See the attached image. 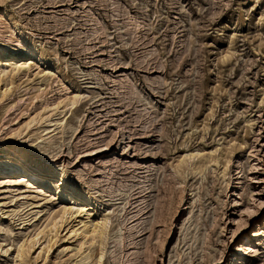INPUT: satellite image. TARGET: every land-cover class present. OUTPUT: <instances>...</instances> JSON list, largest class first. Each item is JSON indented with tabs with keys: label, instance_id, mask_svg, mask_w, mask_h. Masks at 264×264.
Wrapping results in <instances>:
<instances>
[{
	"label": "rangeland",
	"instance_id": "1",
	"mask_svg": "<svg viewBox=\"0 0 264 264\" xmlns=\"http://www.w3.org/2000/svg\"><path fill=\"white\" fill-rule=\"evenodd\" d=\"M7 46L0 159L52 171L0 173V264L264 259V0H3Z\"/></svg>",
	"mask_w": 264,
	"mask_h": 264
},
{
	"label": "bare ground",
	"instance_id": "2",
	"mask_svg": "<svg viewBox=\"0 0 264 264\" xmlns=\"http://www.w3.org/2000/svg\"><path fill=\"white\" fill-rule=\"evenodd\" d=\"M0 55H9L10 57L14 58L15 54L13 52V49L7 46L5 48L0 47ZM31 59L32 58H27L24 66L28 65ZM24 66L18 65L16 66V68L18 69L22 67L24 68ZM6 69H7L6 67L2 68V70H0V75H2V73H5ZM51 171H52L51 167H47V166L41 167V165H37L33 162L27 161L24 153L22 152H18L14 154L13 156L7 157L5 161L0 159V173H4L5 175L6 174H17L19 176L18 178H21L22 182H26L28 183V185H31V186L41 182L42 178L44 176L50 175ZM57 182H58V189H61V187L65 184L64 177H61L60 179H58ZM64 201H65V204H64V207L62 208L63 215L72 213L73 209L76 207H78V209L81 212L88 210L90 207V200L86 198H82V197L77 198L74 190H69L65 193ZM103 226H105V224L103 223L94 222V223L89 224V222H84L83 224H80L79 222L77 223L76 228L73 229V234L82 235L84 238H87L91 234L94 235L95 233H97L100 230V228ZM255 234L257 236H260L258 238V243H256L252 238H247L248 240L247 241L245 240L246 242L241 243L238 246L239 252H244V253L253 252L257 249V246H259L260 244L264 242V221L263 220L260 221V223H258V228ZM258 264H264V259Z\"/></svg>",
	"mask_w": 264,
	"mask_h": 264
},
{
	"label": "snow or ice",
	"instance_id": "3",
	"mask_svg": "<svg viewBox=\"0 0 264 264\" xmlns=\"http://www.w3.org/2000/svg\"><path fill=\"white\" fill-rule=\"evenodd\" d=\"M3 2V0H0V3H2Z\"/></svg>",
	"mask_w": 264,
	"mask_h": 264
}]
</instances>
